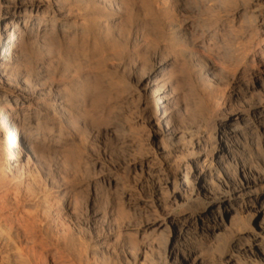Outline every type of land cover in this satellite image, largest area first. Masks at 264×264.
Here are the masks:
<instances>
[{"label": "rangeland", "instance_id": "rangeland-1", "mask_svg": "<svg viewBox=\"0 0 264 264\" xmlns=\"http://www.w3.org/2000/svg\"><path fill=\"white\" fill-rule=\"evenodd\" d=\"M226 1L223 21L234 16L238 33L219 28L209 77L197 68L193 87L183 83L186 114L169 130L154 126L125 95L114 115L106 112L105 121L119 124L109 133L79 135L40 156L24 155L15 169L0 160V228L9 238L0 241V264H179L187 245L200 249L197 264H264V130L251 136L243 153L232 154L227 169L215 159L221 175L209 173L205 159L224 129L218 117L239 119L240 126L257 114L252 108L264 107V78L253 93L236 98L229 74L238 35L245 78L264 76V0H239L238 15ZM15 81V70L0 76V106L14 107L20 94L31 92ZM200 102L215 119L205 122L204 113L190 119ZM203 218L214 220L202 229Z\"/></svg>", "mask_w": 264, "mask_h": 264}, {"label": "bare ground", "instance_id": "bare-ground-1", "mask_svg": "<svg viewBox=\"0 0 264 264\" xmlns=\"http://www.w3.org/2000/svg\"><path fill=\"white\" fill-rule=\"evenodd\" d=\"M1 1L0 76L15 70V83L31 91L20 94L14 107L0 106V118H4L0 160L8 169H15L24 155L40 156L51 145L75 142L76 136L109 133L119 124L105 121L106 112L114 111L125 95L135 99V107L154 126L165 125L169 130L187 109L183 83L193 87L197 68L200 76L209 77L207 62L214 55L219 28L227 26L237 34L240 23L234 16L223 21L226 0ZM232 1L238 15L240 2ZM260 17L264 19V10ZM234 39L236 56L229 74L236 86L235 97L240 98L261 87L264 76L253 73L247 81L239 52L241 39L238 35ZM255 57L254 51L251 63ZM199 63L201 67L194 68ZM200 108L187 114L190 119L195 121L204 113L205 122L213 120L215 112L203 102ZM251 112L257 114L244 118L240 126L239 119L232 122L230 117L217 116L215 123L223 124L224 129L218 131L217 144L205 156L209 173L221 175L215 159L227 169L234 162L232 154L243 153L251 136L264 130V107ZM222 141L226 142L223 149ZM47 167L53 176L54 163L49 160ZM203 220L205 229L214 219ZM8 239L0 228V241ZM195 247L182 248L179 264H197L202 256Z\"/></svg>", "mask_w": 264, "mask_h": 264}]
</instances>
